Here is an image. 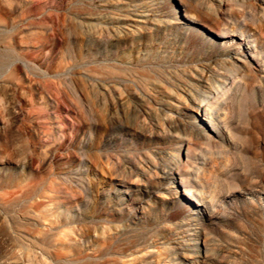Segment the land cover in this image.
<instances>
[{"label": "rangeland", "instance_id": "obj_1", "mask_svg": "<svg viewBox=\"0 0 264 264\" xmlns=\"http://www.w3.org/2000/svg\"><path fill=\"white\" fill-rule=\"evenodd\" d=\"M111 1L0 0V264H264V5Z\"/></svg>", "mask_w": 264, "mask_h": 264}, {"label": "bare ground", "instance_id": "obj_2", "mask_svg": "<svg viewBox=\"0 0 264 264\" xmlns=\"http://www.w3.org/2000/svg\"><path fill=\"white\" fill-rule=\"evenodd\" d=\"M156 1L157 0H112L111 2H109L107 5H115L116 6V12H114L110 18L113 21V23L116 24V27H115L116 37L117 38H123V37L132 36V35H135L139 32H142L149 25L156 24L155 19H153V16L155 14L154 5L156 4ZM262 4L264 5V0H259V6L260 7ZM107 5L105 7H108ZM186 7H187V5H186ZM188 7L190 8V6H188ZM193 16H195V15L185 13V19L186 20L199 22ZM232 84H234V81ZM229 90H230V87H229V89L226 87L220 88V86L218 85L216 91H213L211 96H209V100L217 101L218 99L224 97L226 95L227 91H229ZM193 102L195 104H197V108L194 111V114L196 116H200L201 119H202V117H207L208 120L215 122V125L216 124H222V119L219 118L217 111L214 112V111H210L208 109V106H209L208 101L206 103H204V102H197L195 99H193ZM209 102H211V101H209ZM204 121H207V119H204ZM223 124H225V123H223ZM203 163H204V161H203ZM176 168L179 169L180 166L177 165ZM196 171L198 172V169ZM191 178H192L191 182H192L193 186L190 189H186V188L183 189V195H185L187 197V203H189L191 205L193 204V206L195 205L197 207V209L200 207L201 208L206 207L209 209H213L214 208V202L212 199H210L211 195L208 196V194H207V187L208 186L199 178L198 174H196L195 172H193V176ZM197 213H199V212H197Z\"/></svg>", "mask_w": 264, "mask_h": 264}, {"label": "water", "instance_id": "obj_3", "mask_svg": "<svg viewBox=\"0 0 264 264\" xmlns=\"http://www.w3.org/2000/svg\"><path fill=\"white\" fill-rule=\"evenodd\" d=\"M174 5H175V8L178 9L177 10V13H178V18L183 22L185 23L186 25L190 26L191 28H193L194 30H196L197 32H199L200 34L202 35H205V36H209L210 38H219L217 36H215L214 33L210 32L207 28H205L204 26L198 24V23H194V22H191V21H188V20H185L184 17H183V14H182V11L178 8V5H177V0H172ZM177 189H178V193L182 191L181 189V186L179 185L178 183V186H177ZM181 197V196H180ZM182 199L186 200L185 197H181ZM187 201V200H186Z\"/></svg>", "mask_w": 264, "mask_h": 264}]
</instances>
